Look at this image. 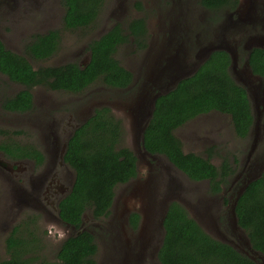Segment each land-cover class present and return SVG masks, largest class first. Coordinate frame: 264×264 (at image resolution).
I'll return each instance as SVG.
<instances>
[{
	"label": "rangeland",
	"instance_id": "1",
	"mask_svg": "<svg viewBox=\"0 0 264 264\" xmlns=\"http://www.w3.org/2000/svg\"><path fill=\"white\" fill-rule=\"evenodd\" d=\"M241 1L245 11L249 0ZM253 9L256 10L255 5ZM260 13L264 16V11ZM64 14L61 0H0V38L9 49L23 54L34 34L59 30L62 34L61 46L51 59L29 58L34 68L38 69L70 62L86 64L90 58L89 43L100 38L116 23L126 29L133 19H147L150 36L145 50L127 44L117 51V59L135 76L133 85L124 90L113 89L101 82L91 85L81 94L37 87L33 90L34 109L24 114H12L3 110L2 102L17 94L23 86L0 73V129L9 132L8 135L0 134V142L9 139L42 149L48 147L53 162L58 163V190L66 188L68 192L74 184L75 171L68 164V168L63 169L60 163L70 136L95 108L110 106L124 121L127 134L124 145L136 154V151L144 152L142 136L151 118L154 97L171 88L179 78L192 75L198 63L213 49L230 50L231 75L247 88L253 104L251 82L246 75L248 71H245L249 67L248 59L246 56L240 58V54L234 52L235 41L231 46L226 45L224 41L227 37L222 33L213 40L195 37L207 27L213 33L219 31V26L224 25L228 18L226 13L220 15L222 19L217 21L218 16L204 9L200 0H106L97 22L89 28L77 30L65 29ZM252 35L264 36V29L260 28ZM185 36L188 38L186 42ZM254 46L252 44L249 49ZM178 50V60L172 65L168 56ZM252 108L255 130L246 139L238 138L231 118L218 112L200 115L175 132L185 152L204 157L208 155L217 166L221 165L223 158L232 162L238 158L236 174L221 194H211L208 181H192L181 171H172L173 167L160 173L148 171L147 164L140 162L139 180L116 187L115 202L109 216L98 220L87 212L79 230L61 220L57 205H48L46 209L26 205L20 171H8L0 164V259L9 258L6 239L17 225L24 224L29 225V231L37 239L34 252L36 264L42 260L56 261L63 241L80 230H88L95 236L98 264H160L158 251L165 234L163 214L169 202L178 201L211 236L233 244L243 254L254 257L257 264H264L263 255L255 254L249 247L246 233L239 225L231 223L236 200L248 182L264 170L263 96ZM15 131L22 134L11 133ZM252 146L258 152L254 156L251 154L249 160L248 152ZM58 148L62 150L61 156L55 158ZM209 149L212 150L211 155ZM10 161L0 152V163L5 165ZM132 212L141 213L146 218L143 224L147 225L145 229L141 227L131 234L128 216Z\"/></svg>",
	"mask_w": 264,
	"mask_h": 264
},
{
	"label": "trees",
	"instance_id": "2",
	"mask_svg": "<svg viewBox=\"0 0 264 264\" xmlns=\"http://www.w3.org/2000/svg\"><path fill=\"white\" fill-rule=\"evenodd\" d=\"M61 2L65 9V29L77 30L89 28L97 22L106 0ZM237 3L238 0H200L201 6L209 11L235 7ZM216 19L220 21L222 17ZM126 29L117 23L100 38L92 40L88 47L90 59L84 65L70 62L38 69L29 58L46 60L55 55L62 42L59 30L35 35L26 44L25 55L11 51L0 39V72L11 82L24 87L3 100V110L31 111L34 107L31 89L36 86L75 94L97 82L113 89L128 88L133 84L134 75L117 59V51L127 44L145 50L149 36L143 18L133 19ZM231 62L229 53L222 50L212 52L193 75L157 98L144 132L143 145L148 152L165 155L192 181H208L209 192L213 195L220 194L230 183L236 173L233 164L223 158L221 165L216 166L210 156L205 158L194 152H185L175 132L198 116L217 111L231 117L239 138L249 136L254 122L252 103L246 88L232 77ZM249 63L253 73L264 75L263 50L254 49ZM8 133L0 129V134ZM11 133L22 134L21 131ZM126 135L124 121L108 106L96 108L74 131L64 161L75 171V181L69 194L59 203V216L65 224L79 230L87 212L98 220L108 217L116 187L136 177L137 157L124 145ZM28 147L9 139L0 142V151L8 156L33 157L39 161L41 154L32 145ZM208 153L211 155L212 150L209 149ZM235 212L238 225L250 239L253 249L264 255V172L247 186ZM129 220L136 228L139 215L133 213ZM163 226L165 234L158 251L160 264H257L230 244L211 236L178 201L169 204ZM36 243L29 225H17L6 239L9 258L0 259V264H36ZM97 253L95 236L88 230H80L63 241L56 261L42 260L38 264H98Z\"/></svg>",
	"mask_w": 264,
	"mask_h": 264
},
{
	"label": "flooded vegetation",
	"instance_id": "3",
	"mask_svg": "<svg viewBox=\"0 0 264 264\" xmlns=\"http://www.w3.org/2000/svg\"><path fill=\"white\" fill-rule=\"evenodd\" d=\"M262 1L263 2H261V0H249V6L246 8L245 11H243V9H242V1L241 0H238V3L235 7L234 6H228V7L221 8L218 11H210L213 15H216V16L224 15L227 13L228 18L226 19L225 24L219 26V31L216 30L217 32H214V33L211 30H209L208 27L204 28V31L201 32L202 34L197 33L195 37L197 38V37L203 36L205 38H211L213 40V39H218V34L222 33L225 35V37H227L224 41L225 44L231 46V43H233L235 41V44L233 45L234 46V52H236V54L239 53L240 58L242 56H246L248 59V62H249L251 53L254 49H261L264 51V36H262V35L250 36L251 33L258 32L260 30V28L262 30L264 29V16L261 15V13H260V11H264V0H262ZM254 5H255L256 10L253 9ZM204 9H206V8H204ZM144 20L146 21V24H147L148 36H150V29H149L148 20L147 19H144ZM54 30H56V29H54ZM49 31H47L46 33L34 34L32 36V38L35 35L47 34ZM213 31H215L214 28H213ZM183 32L185 33L184 29H183ZM236 35H238V37ZM235 39H237V40H235ZM187 40H188V38H186V36H185L184 41L186 42ZM252 44L255 46L253 48L249 49V46L251 47ZM177 47L180 48L179 42H177ZM147 48H148V45H147ZM226 49L221 48V49H216L215 51L222 50V51L229 53ZM11 51H13V50H11ZM13 52H15V51H13ZM178 52H179V50L174 55L172 53H170L168 56V57H170L168 59L169 63H171L172 65H174L176 63V61L178 60ZM15 53H17V52H15ZM163 53L164 52H162V55H163ZM17 54H21V53H17ZM25 54L26 53L24 50V53L21 55H25ZM52 57H50L48 59H51ZM73 63L79 64L77 62H73ZM79 65H81V64H79ZM57 66H59V65H57ZM231 66L232 65H230V69H232ZM245 71H248L246 73V75L248 74L247 77H248L249 81L251 82V89L250 90L253 94V104H252V107H253L254 103H255V105L258 104L259 98H261L263 96V99H264V75L253 73V70L250 66V63H249V67L246 68ZM133 77H134V79H133V83H134L135 76H133ZM132 85H130L129 87H131ZM37 87H42V86H36V87L31 89V92H32L33 98H34V107H35V96H34L33 90ZM43 88H45V87H43ZM117 90H124V89H117ZM246 90H247V88H246ZM51 91H53V90H51ZM63 92H66V91H63ZM247 92H248V90H247ZM67 93H69V92H67ZM71 94H75V93H71ZM248 95H249V92H248ZM249 98H250V96H249ZM34 107H33V109H34ZM97 108H99V107H97ZM5 112L12 113V114H24V113H19V112H8V111H5ZM213 112H217V111H213ZM25 113H28V112H25ZM93 113H94V111H93ZM210 113H212V112H210ZM220 114H222V113H220ZM227 116L230 117L229 115H227ZM253 116H254V111H253ZM231 121H232V119H231ZM254 124H255V117H254V122H253V125L251 127V130L249 132V136L255 130ZM78 127H80V126H78ZM71 136H70V138H71ZM22 145H23V147L29 148L28 146L31 147L32 144L23 143ZM262 145H263V142H262ZM32 147L35 151H38L41 154L42 158L39 161L33 157L13 158L11 156H8L6 153L0 151L3 155H5L8 159L11 160L10 164L4 165L3 162H1L0 164H1V166H4V168L7 167L8 171H20L19 174H20V178L22 179V183H23L24 197H25V204L26 205L35 206L38 208L40 207L41 209H46L48 205H50L51 207H53L54 205H57L59 208L60 201L63 198H65L67 196V194H69V192L71 191L72 188H70V190L68 192H66V188H62L61 190H58L57 184L60 182L58 175H56V174H59L57 172L58 171V169H57L58 163L53 162V157L51 156V150L48 147H45L43 149L40 148L39 146H35V145H32ZM61 152H62V150L60 148H58L55 152V154H56L55 158L56 157L59 158L61 156ZM133 152H134L135 156L137 157V175L135 178H133L132 180H130L128 182L129 184H130V182H135V181L139 180V177L141 175L140 174V171H141L140 162H144L147 164L148 171H159L160 173H162V172L164 173V171L172 170L171 167H173V169H174L172 171H181L176 166H174L168 160V158L165 155L158 154V153L152 154V153L148 152L146 149H144V152L136 151L138 155L135 153V151H133ZM256 152H258V151L255 150L254 146H252L251 150L248 152V159L251 160V157L249 158V156L251 154H252L251 156H254V153H256ZM23 153H25V152H23ZM262 154H264V147H263ZM208 157L209 156L207 155L205 158H208ZM256 158H257V160H260L258 157H256ZM165 159H167V160H165ZM236 159L238 160V158H235L233 160V162L231 161V163L234 166V171H237V167L239 165V160L237 162H235ZM211 160H212V158H211ZM16 162L18 164H16ZM60 165L63 167V169L68 168L67 163L64 161V158H63L62 163H60ZM249 170H250V168H248V171ZM67 181H69L68 177H67ZM128 183H126V184L128 185ZM126 184H122V185H126ZM142 189L143 188H140V190H142ZM217 195H219V194H217ZM224 201L225 202L227 201L226 198ZM114 202H115V199H114ZM114 202H113V205H114ZM133 213L139 215V222H138V226L136 228L132 227V225L130 224V220H129L130 216ZM145 220H146V218L144 216H142L141 213H139V212L130 213L128 216V222H129V226H130L129 231L131 232V234L134 232H138L141 229V227H143V229H145V225H147V224H143ZM71 227H73V226H71Z\"/></svg>",
	"mask_w": 264,
	"mask_h": 264
},
{
	"label": "water",
	"instance_id": "4",
	"mask_svg": "<svg viewBox=\"0 0 264 264\" xmlns=\"http://www.w3.org/2000/svg\"><path fill=\"white\" fill-rule=\"evenodd\" d=\"M216 49H221V48H216ZM216 49H213V50H211L204 58H203V60L201 61V62H199L198 63V66H197V69L195 70V72L199 69V67L210 57V55H211V53L213 52V51H215ZM228 52H229V54L231 55V52H230V50H228V49H226ZM247 64L249 65V62H248V60H247ZM194 72V73H195ZM193 73V74H194ZM192 74V75H193ZM191 76V75H190ZM187 77H189V76H184V77H181V78H179L178 79V81L171 87V88H169V89H165V90H163V91H161L160 93H158L155 97H154V99H153V102H152V111H151V117H152V114H153V111H154V108H155V102H156V100H157V98L159 97V96H161V95H164V94H167L168 92H170L171 90H173L176 86H177V84L182 80V79H184V78H187ZM100 107H102V106H100ZM108 107H110V106H108ZM111 108V107H110ZM151 119V118H150ZM150 121V120H149ZM149 123V122H148ZM148 123H147V125H148ZM147 125L145 126V128H144V131H143V136H142V138H143V141H144V132H145V129H146V127H147ZM182 172V171H181ZM264 172V170H262L260 173H259V175H257V177H255V178H253V179H251L249 182H248V184L245 186V189H244V191L246 190V188H247V186L252 182V181H254V180H256L257 178H259L260 176H261V174ZM183 173V172H182ZM243 191V192H244ZM243 192H242V194H243ZM241 194V195H242ZM241 195L238 197V199L236 200V202H235V204L233 205V207H232V211H233V215H234V218H232V221H231V223H232V225H238V220H237V217H236V212H235V208H236V205H237V203H238V200H239V198L241 197ZM169 204H170V202L166 205V208H165V211H164V214H163V220H164V217H165V215H166V213H167V210H168V207H169ZM195 219V218H194ZM199 223V222H198ZM200 224V223H199ZM201 225V224H200ZM162 227H163V229H164V226H163V221H162ZM75 228V227H74ZM165 232V231H164ZM217 239V238H216ZM218 240H220V239H218ZM220 241H222V240H220ZM224 242V241H223ZM247 242H248V245H249V247L250 248H252L253 249V247H252V245H251V241H250V239L248 238V236H247ZM225 243H228V244H230L231 246H233V244H231V243H229V242H225ZM235 249H237L235 246H233ZM238 250V249H237ZM239 251V250H238ZM240 252V251H239ZM253 252L255 253V254H259V255H263L262 253H260V252H258V251H256V250H254L253 249ZM242 253V252H241ZM247 256L248 257H250L252 260H254L255 261V258L254 257H252L251 255H249V254H247ZM263 257V259H264V255L262 256ZM256 262V261H255Z\"/></svg>",
	"mask_w": 264,
	"mask_h": 264
}]
</instances>
